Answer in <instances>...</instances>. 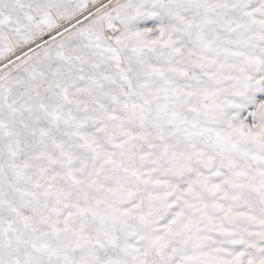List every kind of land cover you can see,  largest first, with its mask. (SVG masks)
Instances as JSON below:
<instances>
[{"label":"snow or ice","instance_id":"snow-or-ice-1","mask_svg":"<svg viewBox=\"0 0 264 264\" xmlns=\"http://www.w3.org/2000/svg\"><path fill=\"white\" fill-rule=\"evenodd\" d=\"M0 264H264V0H0Z\"/></svg>","mask_w":264,"mask_h":264}]
</instances>
